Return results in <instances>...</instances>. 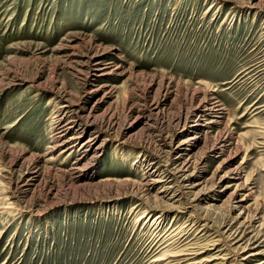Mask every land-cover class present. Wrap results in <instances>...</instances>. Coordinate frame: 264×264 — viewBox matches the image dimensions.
Segmentation results:
<instances>
[{"label":"rangeland","instance_id":"374dc122","mask_svg":"<svg viewBox=\"0 0 264 264\" xmlns=\"http://www.w3.org/2000/svg\"><path fill=\"white\" fill-rule=\"evenodd\" d=\"M64 99L86 148L69 151ZM216 101L205 135L211 116L190 117ZM194 128L185 186L141 191L151 155ZM233 191L249 214L232 229L256 235L244 251L224 232ZM180 251L264 261V0H0V264H177L163 258Z\"/></svg>","mask_w":264,"mask_h":264},{"label":"bare ground","instance_id":"6f19581e","mask_svg":"<svg viewBox=\"0 0 264 264\" xmlns=\"http://www.w3.org/2000/svg\"><path fill=\"white\" fill-rule=\"evenodd\" d=\"M109 61H111V60L110 59H104V60L91 59L90 63L92 64L93 67H96V69L99 68V69L103 70V69L108 68V66H110L111 63ZM120 63H121L120 61L118 63H116L114 68L115 69L119 68ZM111 72H112V70L108 69L107 71L102 72L101 74H108ZM203 106H205V107L207 106V108H204V110L208 111L207 113H201L200 111L198 112V110H195L190 118L195 117L193 120V123L196 125V122L200 116H204L206 114L209 117L211 116L209 121L206 122L207 125L204 128V130H205L204 133H205V135H207L208 134L207 129L210 128V123H218L219 122L218 119L221 116H223L224 112L222 111L223 109L220 107V105L218 104L217 101L213 102V103H207ZM57 111H61V115H62L61 121L63 120L65 122V124L67 123V125H68L66 127L67 129L65 130L67 132V134L70 131L72 132L71 134L69 133L70 135H72V137L70 138V142H69L72 145L69 146L70 147L69 151L77 150L81 146L85 147V148L88 147L89 143L81 142L82 136H81L80 131L76 132L77 125L82 123V116L80 114V112H81L80 108L79 107H73V105H71L69 101L64 99L61 101L60 106H59V110H57ZM69 113H72V114H69ZM86 118H87L86 121L88 123L85 122L84 124H87L88 125L87 127H92V125L94 124L93 118L90 117V115H88ZM107 125L109 127L108 121H107ZM97 133L98 132H95L94 134H97ZM174 133H175V131H174ZM174 133L169 137L168 141H166L163 145L164 151H162L163 152L162 156H161L162 158L159 156L151 155L150 165H153V169H151V171H150L149 180L145 181V183L142 185L141 191L147 192L154 186V184L161 183V182L168 183V184H183L185 186L186 182L188 181L187 178L192 174V172H194L198 168L200 160L193 161L194 160L193 155L195 154V152H192V154L190 153L189 155H187V152H188V150H191L192 147L195 146L199 142V134L201 133V131L199 129H196V128L192 129L191 132L183 140H181L178 143H175L173 141V139L175 137ZM60 134H62L61 131H60ZM90 140H92V137L88 139V141H90ZM227 141L228 140H226V138H225L223 140L221 139V141H219L218 144L217 143L213 144L212 146H210L208 148L207 154L214 155V154H219V153L223 152L227 146L226 145ZM79 143H80V146L78 147ZM99 147H100V145L96 148V150ZM172 151L177 152L173 158L170 157ZM189 152H191V151H189ZM239 168H241V167H238L237 169L239 170ZM237 169L235 171H238ZM226 175L227 174H222L219 177L215 178L217 176V171H214L210 179L205 177V179H203L199 185H202V189H206L209 186H211L209 183L206 184V182H207L206 178L210 181L217 179L218 182H220V181L224 180ZM174 186L175 185L162 188L161 192L163 194L161 192H159L160 197L155 194L154 198L157 200H164V201H166V199L171 200V198L177 196L176 194H168L170 188H174ZM223 186H224L225 190H227V188L230 187V185H227V184H225ZM238 195H239L238 193L233 191L228 196L229 202H230L229 209L231 211H233L234 209L238 208L240 211H239L238 215L236 214V216H234L232 219L228 220V228H226L227 230L224 229V230H226L224 232H225L227 238H230L235 243L239 244V246H241L245 240L251 241V242L253 240L255 241L256 235L250 234L246 238L244 234L247 231L240 228V227L245 226L244 224H240L242 222L241 218L245 213L249 212V209H248L249 207L247 205H245V201L247 200V194L243 195V197H240ZM157 202L163 203V204L166 203V202H161V201H157ZM151 208H153V207H151ZM248 214L249 213H247V217H248ZM245 217H246V215H245ZM251 218L252 217L248 218V225L247 226H249V227L254 226L253 223L255 220H251ZM235 221H239L240 223L236 224L235 225L236 227L232 229L233 223ZM205 226H207V225L205 224ZM220 234H221V232H220ZM217 240H219V239H217ZM215 244H217V241L213 242V245H215ZM239 246H235V247H239ZM241 247H242V250L244 251L246 246H241ZM235 252H236V249H235ZM200 253L201 252H195V251H190V252H187L185 254H184V251H180V252L173 253V254H166L165 253L163 259L165 261H169L172 258H176L177 264H203L205 262H211V264H223V262H224V261L221 262L218 260L216 261V259H218V258L223 259V258H221L222 256L221 257L213 256L210 258H202L199 260H195V256H197ZM251 255L252 254H250L248 256H251ZM248 256H245L244 258H248ZM185 262H188V263H185ZM263 263H264V261L260 260L254 264H263Z\"/></svg>","mask_w":264,"mask_h":264}]
</instances>
